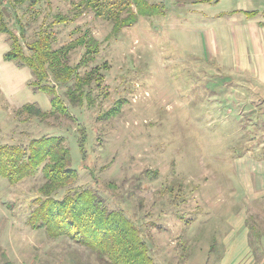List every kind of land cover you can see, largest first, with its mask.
I'll list each match as a JSON object with an SVG mask.
<instances>
[{"label": "rangeland", "instance_id": "rangeland-1", "mask_svg": "<svg viewBox=\"0 0 264 264\" xmlns=\"http://www.w3.org/2000/svg\"><path fill=\"white\" fill-rule=\"evenodd\" d=\"M10 1H4L7 25L19 34L23 24L27 42L49 28L53 48L60 49L88 30L101 45L91 67L106 68L92 104L73 107L64 95L67 88L58 90L72 121L32 117L0 91V145L64 138L79 176L70 188H95L109 210L123 211L157 264H219L230 231L227 219L235 202H243L235 192L234 159L264 147V85L250 75L229 73L234 57L215 53L209 37L220 36L215 30L225 26L216 15L261 14L264 0H145L162 15L141 16L118 32L92 11L74 22L54 23L81 0H39L32 6ZM136 1L117 0L113 18L136 13ZM0 39L10 48L5 35ZM218 48L223 51L225 44ZM84 53L78 48L69 63L76 66ZM81 130L88 135L85 161ZM44 182L42 171L17 184L0 179V248L7 256L0 264H103L71 239H53L29 225Z\"/></svg>", "mask_w": 264, "mask_h": 264}, {"label": "trees", "instance_id": "trees-1", "mask_svg": "<svg viewBox=\"0 0 264 264\" xmlns=\"http://www.w3.org/2000/svg\"><path fill=\"white\" fill-rule=\"evenodd\" d=\"M4 1L0 0V34L7 37L10 45L4 60L28 68L33 75L28 83L29 88L35 93L46 94L52 105L50 112H44L34 104H26L19 111L36 118L61 115L75 120L58 90L67 88L64 95L73 107L84 106L86 102L94 103L92 94L95 89L103 87L105 80L102 69L106 65L103 68L91 67L96 62L101 45L87 30L60 49H54L55 34L49 28L41 29L38 38L27 42L23 24L19 34L7 25L9 11ZM38 1L10 2L13 5L30 2L32 6ZM135 6L136 13L130 10L129 15L121 19L117 15L113 18L120 9L117 0H81L75 4L70 15H58L54 23L74 22L92 11L97 17L112 21L113 29L118 32L121 28L134 25L141 16L162 15L159 6H149L145 0H137ZM243 13L248 18L260 15L259 11ZM261 14L264 16V11ZM78 48H84L85 53L80 62L73 66L69 59ZM87 140L86 131L81 130L78 143L84 161L88 151ZM71 163V151L61 137L34 138L28 145H0V179L17 184L43 172L45 182L28 221L33 229L45 230L53 239L67 237L92 251L103 264H157L140 229L123 211L109 210L105 199L95 188H70L79 177ZM63 190H66L65 195L58 198L57 195ZM1 258L7 261L6 254L0 248Z\"/></svg>", "mask_w": 264, "mask_h": 264}, {"label": "crops", "instance_id": "crops-1", "mask_svg": "<svg viewBox=\"0 0 264 264\" xmlns=\"http://www.w3.org/2000/svg\"><path fill=\"white\" fill-rule=\"evenodd\" d=\"M257 17L248 18L241 10L220 13L215 19L224 20L225 26L215 30L220 36L213 33L209 39L210 44L215 42L211 44L215 53L223 58L234 57L229 73L250 75L264 85V20L256 21ZM222 44L225 48L220 51L218 46ZM9 49L0 39V91L7 102L13 107L35 104L43 111H50L49 97L28 87L31 71L4 60ZM22 93L33 96L23 99ZM234 160L238 180L235 192L239 193V198L242 195L243 202H235L237 209L227 219L230 231L223 239L225 251L219 264H264V147L254 148L252 154L246 151Z\"/></svg>", "mask_w": 264, "mask_h": 264}]
</instances>
